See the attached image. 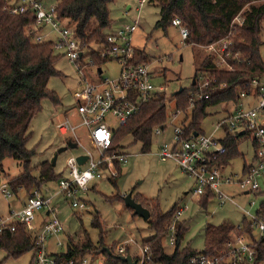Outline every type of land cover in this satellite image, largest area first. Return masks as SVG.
<instances>
[{"label": "built area", "instance_id": "1", "mask_svg": "<svg viewBox=\"0 0 264 264\" xmlns=\"http://www.w3.org/2000/svg\"><path fill=\"white\" fill-rule=\"evenodd\" d=\"M142 4L146 0H138ZM6 9L10 13H23L30 11L35 15L32 38L34 41L52 40L54 49H62L70 61L80 68L82 77L77 87L71 92L73 104L65 107L63 115L56 122L58 132L81 146V151L66 157L67 174L58 179V188L50 195L44 194L40 188H33L26 195L21 207L11 210L8 214L0 216V234L6 231L13 232L18 224H23L31 236L36 247L32 249L33 256L30 264H102L96 252H88L81 257L60 256L64 251L49 252L47 242L53 235L61 232L63 224L57 216L56 208L52 205L55 194L61 193L73 208H85L89 183L103 176H116L118 169L116 163L127 162L128 154L121 148L115 149L113 143L115 129L106 121L107 115L118 118V128L125 125L127 120L139 111L142 104L151 99L156 92L163 91L164 85H155L150 63L136 61V47L131 43L132 32L137 28L138 21L122 22L121 25L110 28L105 37V43L100 46L85 45L75 35L73 24L57 15L56 3H44L42 0H8ZM240 14L233 17L231 25L241 23ZM173 25L180 28L181 35H188L187 27L182 20L174 17ZM49 30L43 32V28ZM56 32V39H48L51 32ZM209 50L215 67L231 68L227 58L235 56L238 52L233 48L228 36L204 46ZM98 50L101 61H95L91 55ZM217 55L218 63L213 56ZM108 60L118 62L119 69L116 77H104L99 65ZM264 63V57H262ZM223 64V65H221ZM93 72L92 67H96ZM84 70H81L83 69ZM191 83L194 89L190 91V106L195 101L209 97L208 90H218L226 86V81L217 82L216 77L208 69H199L193 76ZM221 102L232 103L233 108L223 109V113L213 123L209 132L192 131L184 136L182 122L173 127V140L160 144L158 154L161 159L172 158L181 170L192 177L194 188L192 194L200 198L209 195L211 198L223 203L229 196L220 188L223 183H237L246 194L251 190H260L258 177L264 172V73L255 74L235 87V98ZM171 116H176L179 110L173 108ZM184 123H187L185 121ZM164 128L157 125L153 133L159 134ZM83 132L89 145L81 138ZM196 132V133H195ZM233 133L236 141L248 136L253 146V157L243 169L244 176L233 177L232 174L222 172L227 163L221 161L222 155L227 151L223 142L227 133ZM85 154L87 158L78 163L77 155ZM1 190L10 196V190ZM252 202V201H251ZM186 205L177 206L175 214L169 222L167 230L168 243L174 246L175 223ZM43 210V219L35 221L36 212ZM244 218L249 223L235 225L225 240L223 246L215 253L199 251L191 257V264H264V250L258 245L264 240V211L261 205L254 213L244 212ZM63 243L59 239L57 246ZM126 245L118 244L116 253L125 255ZM137 264H143L150 258L148 245L141 246Z\"/></svg>", "mask_w": 264, "mask_h": 264}, {"label": "trees", "instance_id": "2", "mask_svg": "<svg viewBox=\"0 0 264 264\" xmlns=\"http://www.w3.org/2000/svg\"><path fill=\"white\" fill-rule=\"evenodd\" d=\"M113 0H57L56 11L60 17L73 22L75 35L80 42L100 47L105 43V37L111 26L112 19L109 16L108 3ZM160 6V17L154 26L167 31L168 26L173 25L174 17L182 20L187 27L188 35L184 38L187 43H195L205 46L217 39L228 36L237 55L227 58L231 68H217L209 56H204L194 75L199 69H208L209 73L216 77L217 82L226 81V86L218 90H208L209 97L197 100L190 106V91L194 85L182 87L180 92L176 90L167 97L165 91H158L144 102L137 113L130 117L125 125L115 132L113 143L115 149H119V136L131 133L134 141H141L142 151H147L151 145L153 128L157 125L165 127L167 119V102L174 100V108L185 115L181 120L184 127V136H189L192 131L201 132L203 119L208 115V107L221 101L235 98V87L238 83L248 80L255 74L264 73V63L260 47L264 43L262 39L264 21V0H149ZM8 0H0V166L3 158L9 156L19 159L23 170L9 178L8 182L14 191L24 188L28 193L33 188H40L49 180H58L62 172L56 173L51 160H44L31 165L30 158L35 154L34 147L26 146L31 132L30 122L32 117L41 108V101L49 99L53 106L61 104L58 94L49 88L48 82L52 76L61 75L55 66L58 54L54 51L52 40H31L35 15L32 12L10 13L6 9ZM240 14L241 23L231 25L233 17ZM33 39V38H32ZM94 50V49H93ZM91 55L95 61H101L98 50ZM136 61L149 62L148 53L143 49H136ZM187 121V123H184ZM69 139H64L66 144ZM223 142L227 151L222 155L221 161H228L239 154V143L233 133H227ZM118 173L108 178L115 182L120 174L121 166L116 163ZM247 166L244 161L243 169ZM37 169L38 174L33 170ZM123 198V197H121ZM136 201L142 203L150 210L147 220L154 234L141 241L142 245H148L150 258L143 264H191L190 259L199 251L215 253L224 244L229 232L235 228L232 222L218 224L206 223L204 228V248L201 250L191 248L189 245L181 246L187 227L184 222L177 220L175 223V241L171 251H167L162 239L166 236L168 225L177 209V203L166 210L161 211L156 200H150L142 196H135ZM209 195L202 196L205 204ZM264 211V201L261 203ZM134 214V213H133ZM92 225L102 229L100 218L96 213L91 221ZM243 225L249 223L242 219ZM248 227V226H247ZM250 227V226H249ZM248 227V228H249ZM66 252L60 254L62 258H78L88 252H100L104 254L102 264H128L121 260L119 253L113 252L114 245L104 243L100 231L99 240L94 243L87 232L81 239L74 241L70 236ZM100 246V247H99ZM36 247L23 224H18L13 232L6 231L0 234V248H3L7 257H19L28 250ZM108 247L109 253L106 248ZM259 249L264 250V240H261ZM126 254H131L126 245ZM139 259L138 255H133ZM0 260V264H2Z\"/></svg>", "mask_w": 264, "mask_h": 264}, {"label": "rangeland", "instance_id": "3", "mask_svg": "<svg viewBox=\"0 0 264 264\" xmlns=\"http://www.w3.org/2000/svg\"><path fill=\"white\" fill-rule=\"evenodd\" d=\"M42 1L48 4L56 3L57 0ZM128 5L130 8L127 9ZM108 8L109 16L112 19L110 26L112 29L120 23L121 18L124 22L137 19L138 26L132 32L131 43L134 47L148 53L153 82L155 85H164L163 91L167 97L171 96V93L179 87L190 85L195 69L204 56H209L211 53L209 50L202 45L185 42L180 28L176 25L168 26L167 31L161 27H155L154 24L160 17V6L156 2L146 0L139 4L138 0H113L108 3ZM48 30L49 28L45 27L42 31ZM261 36L264 40V21ZM56 37L57 33L52 31L48 39H56ZM31 40H33L32 37ZM90 44L94 45L92 42ZM54 52L58 54L54 66L62 74L52 76L48 86L58 94L61 104L53 106L49 99L45 98L41 101V108L31 119L29 127L31 135L26 144L28 148L34 147L36 150L30 158L31 165L51 160L58 147L63 145L64 136L58 132L56 122L63 115L65 107L73 104L71 92L77 87L82 77L79 66L70 61L63 54L62 49H55ZM260 52L264 57V43L260 47ZM213 58L218 63L217 55L214 54ZM99 66L104 77H116L119 69L117 61L108 60ZM92 68L94 72L98 66ZM81 70H84V67ZM173 108L174 100H169L165 127L159 134H152L151 145L147 151H142V142L134 141L131 133L119 136L118 144L121 150L128 154V160L121 164V171L115 178V182L107 176H103L89 183L85 195L87 200L85 208L71 207L61 193L53 196L52 205L56 208L63 229L47 242L49 252L64 251L69 236L76 241L82 238L84 232H87L90 239L97 243L101 231L104 243L108 246L114 245L113 252L116 253L118 244H125L128 245L131 256L137 252L140 253L141 241L151 237L154 231L149 227L146 219L133 214V209L125 204L121 197L128 192H131L132 197L140 195L150 200H156L161 211L168 210L174 203L182 207L186 205V209L180 215V220L187 227L181 246L189 245L198 250L204 248L206 223L232 222L237 225L242 223L244 212L254 213L258 209L264 201V172L258 177L260 186L258 192L251 190L245 194L237 183H223L220 188L229 196V199L220 203L212 198L203 204L202 197L198 198L192 194L194 188L192 177L184 173L172 158H160L158 154L160 144L164 141L172 142L173 127L179 125L185 115L183 112H179L172 117L170 113L174 110ZM225 108H233V104L219 102L209 106L208 115L201 122V129L209 132ZM106 121L111 128L115 129V132L118 130L117 117L107 115ZM81 138L89 145L83 132H81ZM81 150V146L77 145L60 152L56 158L54 171L62 172V175L67 174L66 157L78 154ZM239 151L242 154L230 159L222 169L223 173H230L235 178L244 176V161L250 162L253 157V146L248 136L241 139ZM22 170V163L19 159L7 156L1 161L0 215H6L11 210L20 208L27 196L24 188L14 191L8 182L10 177L17 175ZM33 173L37 175L38 170L34 169ZM57 181H46L41 185L40 190L44 194H52L58 188ZM3 183H5V189L10 190V196H6L2 192L1 185ZM43 212V210L36 212L35 221L37 223L43 219ZM96 213L100 218L102 229L91 223ZM59 238L63 243L61 246L56 245ZM162 242L167 251L173 249L166 236L163 237ZM99 249H96V255L102 260L104 254ZM5 255L4 249L0 248L2 264H30L33 251L28 250L17 258L11 256L5 258Z\"/></svg>", "mask_w": 264, "mask_h": 264}, {"label": "water", "instance_id": "4", "mask_svg": "<svg viewBox=\"0 0 264 264\" xmlns=\"http://www.w3.org/2000/svg\"><path fill=\"white\" fill-rule=\"evenodd\" d=\"M181 89H182V86L179 87L176 91L180 92ZM75 146H76V143L74 141H71V140H68L66 144L59 146L58 149L56 150V152L54 153L52 159H51L52 164L55 165L57 155L60 152L66 150L68 147H75ZM86 158H87V155L79 154V155H77L76 160L78 163L81 164L84 162V160ZM123 200L128 207L133 209L134 214L140 215L144 219L149 218L150 210L147 207H145L144 205H142V203L136 201L134 199V197H132L131 192H128L127 194H125L123 196ZM105 248H106L107 252L109 253L110 251H109L108 247H105ZM118 257L121 260L126 261L128 264H137L136 259H134L130 254H125V255L120 254V255H118Z\"/></svg>", "mask_w": 264, "mask_h": 264}, {"label": "crops", "instance_id": "5", "mask_svg": "<svg viewBox=\"0 0 264 264\" xmlns=\"http://www.w3.org/2000/svg\"><path fill=\"white\" fill-rule=\"evenodd\" d=\"M128 8H130V5L127 6V9ZM120 20H121L120 23L116 27H118L119 25H121L122 22H124V21H122V18ZM116 27H114V28H116ZM0 216H2V215H0Z\"/></svg>", "mask_w": 264, "mask_h": 264}]
</instances>
